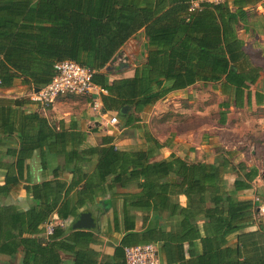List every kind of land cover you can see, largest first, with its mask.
I'll use <instances>...</instances> for the list:
<instances>
[{
    "label": "trees",
    "instance_id": "1",
    "mask_svg": "<svg viewBox=\"0 0 264 264\" xmlns=\"http://www.w3.org/2000/svg\"><path fill=\"white\" fill-rule=\"evenodd\" d=\"M255 1L224 0L189 10V0H0V88H41L51 80L53 64L70 59L93 70L92 81L106 91L100 94L103 111L116 112L125 127L138 129L136 113L197 81L215 83L227 96L226 107H250L252 96L264 104V91L251 89L261 68L250 62L236 34L246 6ZM139 31L145 61L132 76L109 80L119 73L110 61ZM30 103L28 96L0 95V191L20 186L25 162L35 152L43 167L47 152L62 163L52 171L55 180L25 186L33 206L27 220L14 218L19 229L5 233L9 253L22 246L24 258H41V264H57L59 251L73 253L74 264H122L125 246L152 242L161 264H171L168 258H189L183 264H264L260 200L241 198L252 192L258 168L234 162L231 150L218 151L215 162L159 157L161 143L150 134L138 148L118 147L112 136L89 144L86 132L50 122ZM231 176L229 189L225 180ZM118 188L137 191L117 193ZM181 194L185 206L176 199ZM113 196L122 199L121 214ZM93 206L100 212L112 208L105 230L122 233L113 253L100 260L92 245L99 242L101 214L94 227L72 228ZM136 211L141 230L135 229ZM50 218L63 224L47 235Z\"/></svg>",
    "mask_w": 264,
    "mask_h": 264
},
{
    "label": "crops",
    "instance_id": "2",
    "mask_svg": "<svg viewBox=\"0 0 264 264\" xmlns=\"http://www.w3.org/2000/svg\"><path fill=\"white\" fill-rule=\"evenodd\" d=\"M231 6V5H230ZM246 18L240 22L236 28V34L243 40V51L248 55L250 62L261 68L259 81L264 78V68L260 64L256 63L253 59V51L260 50L264 47V0H257L246 6ZM144 36L142 31L132 36L126 43L130 45L126 46V43L121 47L113 60L109 65L113 72L109 75L108 79L128 77L132 76L134 68L137 65L142 64L145 61V49H144ZM258 45V47H257ZM257 52V51H256ZM252 85V91L261 89L264 91V87L258 88L257 85ZM27 87L25 85H16L11 88H0V95L21 97L28 96ZM94 89L92 93L84 95H60L55 101L43 109L37 104L30 103L28 107L30 109L38 110L48 120L54 124L59 121H64L67 125L72 124L76 129L87 133V141L89 144H97L102 137L112 136L114 143L118 147L122 148H138L145 145V139L147 134L155 137L160 143L161 147L157 150L159 157H167L170 154H175L187 161H206L215 162V154L213 150L209 152V159L204 158V152L207 151L205 144H202L203 133V117L206 112L207 101L205 92L214 93L216 97L215 105L219 108L217 122L225 125L230 122V119L234 115L235 111H246L248 109L249 116L252 119L264 118V104H256L255 97L251 98L250 107L235 108L232 105L226 107L223 105L226 102L227 96L223 95L219 89L215 88V83H204L197 81L192 85H189L182 89L173 90L168 93L164 98L154 103L150 110L146 113L143 111L136 113L139 120L136 124H139L138 129L122 126V121L118 117L116 112L106 113L102 109V101L99 94H95ZM27 93V94H26ZM97 100L100 103L99 108H93V101ZM260 109L262 114H252L255 109ZM109 116H116L118 124L108 123ZM231 116V117H230ZM96 128V129H93ZM217 144V143H216ZM226 149L227 146L224 145ZM209 151V150H208ZM218 153V152H217ZM251 154L253 158L256 156V150L252 149ZM11 162L9 159H3V163ZM243 162V161H242ZM25 169L23 173V179L20 181V186L15 189H11L9 192L0 191V264H41V258H24V251L22 246L9 253L7 245L11 241H7L4 235L7 231H14L19 229V226H14V218L16 215H23L27 220L28 212L33 206L31 193L25 189V186L30 184L40 183L46 180H55L52 176V171L59 164L62 163L61 157H55L51 153H46V166L43 167L40 153L35 152L33 156L26 160ZM245 163V162H244ZM251 164L247 166H255L258 168L259 174L253 180V190L247 195H242L241 198H250L253 200H260L259 211L260 215L264 218V202L261 197L264 195L261 192V186L263 185L262 179L264 172L261 169L259 162L250 160ZM4 166L0 164V186L5 183V171ZM62 179V177H58ZM65 181H69L70 175L64 174ZM234 177H228L225 180L227 188L232 189ZM137 189L118 188L117 193L122 192H136ZM102 197H98L100 200ZM115 198V196H113ZM112 198V199H113ZM183 206L186 205V197L184 195H178L176 198ZM263 202V203H262ZM113 206L121 214L122 199L115 198ZM101 208L103 205H100ZM90 212L92 217L100 215L99 222L97 221V227L99 228L97 236L99 242L93 244L96 250L100 252L98 260L102 259L103 255H111L113 253L114 245H116L121 239L122 233L106 231L108 228V222L111 220L113 209L109 208L104 212H100L96 206L91 208ZM135 229L141 230L142 218L139 211L135 212ZM49 220H52L50 218ZM48 220V221H49ZM59 224V220H53ZM95 221V219H94ZM46 226V224H44ZM23 226V225H22ZM166 230V226H162ZM254 228V227H253ZM158 250V244L154 243ZM59 261L57 264H74V254L64 251H59ZM108 259V258H106ZM159 264L163 258H158ZM165 259V258H164ZM171 264H183L189 258H168Z\"/></svg>",
    "mask_w": 264,
    "mask_h": 264
},
{
    "label": "rangeland",
    "instance_id": "3",
    "mask_svg": "<svg viewBox=\"0 0 264 264\" xmlns=\"http://www.w3.org/2000/svg\"><path fill=\"white\" fill-rule=\"evenodd\" d=\"M260 42H264V40H260ZM253 59L264 68V47L261 51L258 49L253 51ZM262 86L264 87V78L257 85L258 88H262ZM27 93H29L28 89ZM205 95L210 96L207 97L206 101L210 103L206 104V112L203 117L204 131L201 143L205 144L207 149L204 152V158L209 159L211 157L209 156L211 150H213L215 155L220 150H231L234 162L243 161L246 164H251L250 160L252 159L259 162L264 172V118L252 119L246 108V111H235L234 115H231L233 117L230 119V122L222 125L217 122L219 108L215 105L216 97L213 96L214 93L208 91L205 92ZM252 114L261 115L262 112L256 108L255 111H252ZM252 149L256 150L254 158L251 154ZM262 181L261 192L264 194V179ZM261 199L264 202V195Z\"/></svg>",
    "mask_w": 264,
    "mask_h": 264
},
{
    "label": "built area",
    "instance_id": "4",
    "mask_svg": "<svg viewBox=\"0 0 264 264\" xmlns=\"http://www.w3.org/2000/svg\"><path fill=\"white\" fill-rule=\"evenodd\" d=\"M224 0H189V10L197 9L202 3L217 4ZM93 70L70 59L56 61L53 64V76L51 80L39 88L32 89L28 95L31 102L45 109L50 106L60 95L74 94L84 95L92 93H105L106 91L92 81ZM100 103L93 101V108H99ZM108 123L118 124L116 116H109ZM55 221L46 222V234L52 232ZM60 225L63 223L58 222ZM122 264H159L157 247L154 243H140L124 247Z\"/></svg>",
    "mask_w": 264,
    "mask_h": 264
},
{
    "label": "water",
    "instance_id": "5",
    "mask_svg": "<svg viewBox=\"0 0 264 264\" xmlns=\"http://www.w3.org/2000/svg\"><path fill=\"white\" fill-rule=\"evenodd\" d=\"M130 45L129 42L126 43V46ZM114 59V58H113ZM112 59V60H113ZM39 88H35L34 90L37 91ZM128 109V106H124L120 109L121 113L126 112ZM264 178V176H263ZM259 210V207H258ZM95 226V221L94 218L92 217L90 212H81L79 214V216L77 217V219H75V221L72 224V228H77V229H81V228H91Z\"/></svg>",
    "mask_w": 264,
    "mask_h": 264
}]
</instances>
